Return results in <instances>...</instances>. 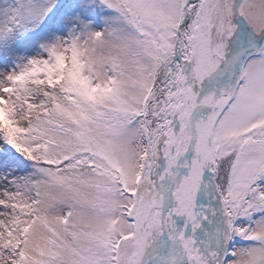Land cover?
<instances>
[{"label":"snow or ice","instance_id":"snow-or-ice-1","mask_svg":"<svg viewBox=\"0 0 264 264\" xmlns=\"http://www.w3.org/2000/svg\"><path fill=\"white\" fill-rule=\"evenodd\" d=\"M0 264H264V0H0Z\"/></svg>","mask_w":264,"mask_h":264}]
</instances>
